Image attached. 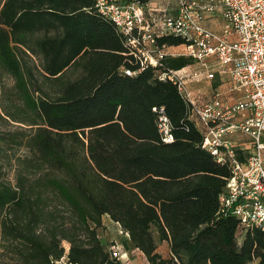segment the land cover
Returning a JSON list of instances; mask_svg holds the SVG:
<instances>
[{
    "label": "trees",
    "instance_id": "trees-1",
    "mask_svg": "<svg viewBox=\"0 0 264 264\" xmlns=\"http://www.w3.org/2000/svg\"><path fill=\"white\" fill-rule=\"evenodd\" d=\"M126 39L96 0H0L1 110L26 129L15 182L0 173V264H122L99 238L105 215L149 264H264V231L242 235L237 218L218 216L230 170L202 147L177 86L140 68Z\"/></svg>",
    "mask_w": 264,
    "mask_h": 264
},
{
    "label": "built area",
    "instance_id": "built-area-1",
    "mask_svg": "<svg viewBox=\"0 0 264 264\" xmlns=\"http://www.w3.org/2000/svg\"><path fill=\"white\" fill-rule=\"evenodd\" d=\"M96 8L127 38L140 68H156L159 80L177 86L202 147L230 170L218 216L237 218L242 235L264 231V0H96ZM162 37L183 44L168 52L158 44ZM168 56L194 63L175 70L165 65ZM224 75L229 80L222 91L223 85L211 84L206 95L194 89ZM153 110L161 140L174 142L163 107Z\"/></svg>",
    "mask_w": 264,
    "mask_h": 264
},
{
    "label": "rangeland",
    "instance_id": "rangeland-1",
    "mask_svg": "<svg viewBox=\"0 0 264 264\" xmlns=\"http://www.w3.org/2000/svg\"><path fill=\"white\" fill-rule=\"evenodd\" d=\"M179 48V47H177ZM177 48L170 49L174 51ZM180 49V48H179ZM217 69V68H216ZM228 76L223 77L216 76L215 80L208 84L203 82L200 85L194 86V89L201 90L205 95L210 92V84L213 86L223 85L221 91L226 88L228 83ZM5 83L11 87L12 81L5 80ZM1 110V86H0V137L5 138V142L0 144V173L3 179L11 182H15V160L25 154V149L20 145L21 139L26 135V129L23 125L8 120ZM102 227L98 231L99 238L105 247L116 254L122 264H149L145 255L134 248L129 236H127L117 224L113 223L109 216L105 215L102 218ZM153 233L158 243V252L161 255H168L169 249L167 246H161L158 241L157 232L153 228ZM160 244V245H159ZM66 249H69V244L64 243ZM56 264H68L66 258L61 259Z\"/></svg>",
    "mask_w": 264,
    "mask_h": 264
},
{
    "label": "crops",
    "instance_id": "crops-1",
    "mask_svg": "<svg viewBox=\"0 0 264 264\" xmlns=\"http://www.w3.org/2000/svg\"><path fill=\"white\" fill-rule=\"evenodd\" d=\"M174 47H176V46H172V47H168L167 48V51L168 52H170L171 50L170 49H172V48H174ZM108 216V215H107ZM114 223V222H113ZM116 224V223H115ZM159 241V240H158ZM159 243H161L160 241H159ZM160 245V244H159ZM163 245H165V246H167L168 247V249H169V252H168V255H166V256H163L164 258H169V257H171V252H170V248H169V244L167 243V242H162L161 243V246H163ZM159 248V247H158ZM157 252H158V249H157ZM158 253H160V252H158ZM250 264H259L258 263V261H255V262H253V263H250Z\"/></svg>",
    "mask_w": 264,
    "mask_h": 264
},
{
    "label": "bare ground",
    "instance_id": "bare-ground-1",
    "mask_svg": "<svg viewBox=\"0 0 264 264\" xmlns=\"http://www.w3.org/2000/svg\"><path fill=\"white\" fill-rule=\"evenodd\" d=\"M128 236V235H127Z\"/></svg>",
    "mask_w": 264,
    "mask_h": 264
}]
</instances>
